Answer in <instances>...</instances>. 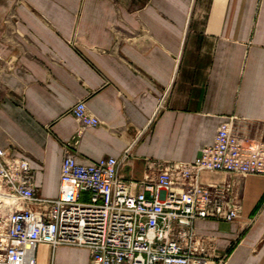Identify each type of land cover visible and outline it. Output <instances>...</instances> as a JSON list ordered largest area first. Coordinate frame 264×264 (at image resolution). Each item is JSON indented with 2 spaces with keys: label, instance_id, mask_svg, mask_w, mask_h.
Listing matches in <instances>:
<instances>
[{
  "label": "crops",
  "instance_id": "0c3cea01",
  "mask_svg": "<svg viewBox=\"0 0 264 264\" xmlns=\"http://www.w3.org/2000/svg\"><path fill=\"white\" fill-rule=\"evenodd\" d=\"M81 100L100 123L78 135ZM225 121L264 137V0H0V145L29 160L39 196L59 195L65 145L81 164L130 148L119 172L141 180L148 160H195ZM199 180L240 210L196 219V239L264 264V175Z\"/></svg>",
  "mask_w": 264,
  "mask_h": 264
},
{
  "label": "built area",
  "instance_id": "2783aa9c",
  "mask_svg": "<svg viewBox=\"0 0 264 264\" xmlns=\"http://www.w3.org/2000/svg\"><path fill=\"white\" fill-rule=\"evenodd\" d=\"M71 113L78 135L100 120L85 100ZM131 155L77 161L65 145L59 195L37 194L27 158L0 145V264H38V246H50L55 264L59 245L90 248L89 264H228L196 239L198 218L231 221L240 206L227 187L203 184V171L264 175V137L250 140L222 122L214 142L190 162L148 160L141 180H126L120 163Z\"/></svg>",
  "mask_w": 264,
  "mask_h": 264
},
{
  "label": "rangeland",
  "instance_id": "374dc122",
  "mask_svg": "<svg viewBox=\"0 0 264 264\" xmlns=\"http://www.w3.org/2000/svg\"><path fill=\"white\" fill-rule=\"evenodd\" d=\"M50 249H39L38 264H47L50 260ZM55 264H89L91 251L87 246L67 245L54 252Z\"/></svg>",
  "mask_w": 264,
  "mask_h": 264
},
{
  "label": "bare ground",
  "instance_id": "6f19581e",
  "mask_svg": "<svg viewBox=\"0 0 264 264\" xmlns=\"http://www.w3.org/2000/svg\"><path fill=\"white\" fill-rule=\"evenodd\" d=\"M42 264V263H41Z\"/></svg>",
  "mask_w": 264,
  "mask_h": 264
}]
</instances>
